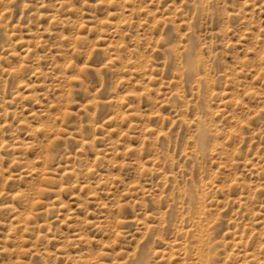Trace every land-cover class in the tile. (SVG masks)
<instances>
[{
    "label": "rangeland",
    "instance_id": "1",
    "mask_svg": "<svg viewBox=\"0 0 264 264\" xmlns=\"http://www.w3.org/2000/svg\"><path fill=\"white\" fill-rule=\"evenodd\" d=\"M0 264H264V0H0Z\"/></svg>",
    "mask_w": 264,
    "mask_h": 264
}]
</instances>
